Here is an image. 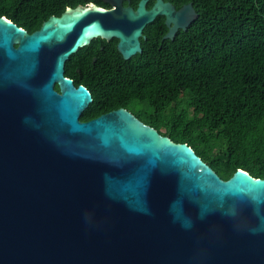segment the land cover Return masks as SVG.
Wrapping results in <instances>:
<instances>
[{
  "label": "water",
  "instance_id": "95a60500",
  "mask_svg": "<svg viewBox=\"0 0 264 264\" xmlns=\"http://www.w3.org/2000/svg\"><path fill=\"white\" fill-rule=\"evenodd\" d=\"M103 1L30 32L0 15V264H264V177L223 179L124 106L80 119L92 94L64 75L72 53L114 37L129 58L156 16L162 39L198 16Z\"/></svg>",
  "mask_w": 264,
  "mask_h": 264
},
{
  "label": "trees",
  "instance_id": "16d2710c",
  "mask_svg": "<svg viewBox=\"0 0 264 264\" xmlns=\"http://www.w3.org/2000/svg\"><path fill=\"white\" fill-rule=\"evenodd\" d=\"M91 1L108 6L103 0H0V15L30 32L49 15ZM166 1L191 2L198 12L172 39H162L167 27L158 15L143 28L141 52L129 58L116 49V38L101 50L96 37L66 60L80 63L86 56L91 66L82 76L76 72L75 83L93 96L80 118L124 106L159 133L188 143L223 179L237 168L263 178L264 0ZM125 2L135 7L138 0Z\"/></svg>",
  "mask_w": 264,
  "mask_h": 264
},
{
  "label": "flooded vegetation",
  "instance_id": "af4514ba",
  "mask_svg": "<svg viewBox=\"0 0 264 264\" xmlns=\"http://www.w3.org/2000/svg\"><path fill=\"white\" fill-rule=\"evenodd\" d=\"M124 5H126V4H128L127 2H125V0L122 2ZM108 4V3H107ZM108 6H110L109 4H108ZM107 6V7H108ZM101 38V37H100ZM109 40L110 39H104V38H101V40H100V45H99V48L102 50L103 49V46H104V44L106 43V42H108L109 43ZM96 55H93L92 56V59H91V62L92 63H94L95 61H96ZM81 61H82V63H83V65H82V63H81ZM81 63V64H80ZM80 63L79 62H76L75 60H71L69 63H67V62H65V66H64V75H66V76H68V77H70V78H72L73 79V82H74V84L75 85H77L76 83H75V78H76V72H78V75H80V76H82L83 75V73H84V71H88L87 69H89L91 66L89 65V63H88V59L86 58V56H83L82 57V60H80ZM80 65V66H78V65ZM79 84V83H78ZM54 87H55V89H58V85L55 83L54 84ZM92 100H93V96H92ZM114 109V108H113ZM131 113H133L137 118H139L137 115H136V112L135 111H133V110H131V109H129V108H127ZM109 110H111V109H109ZM109 110H106V111H102L101 113H104V112H107V111H109ZM83 112V111H82ZM101 113H99V114H101ZM98 114V115H99ZM95 116H97V115H95ZM95 116H93V117H95ZM92 118V117H91ZM81 119V118H80ZM90 119V118H89ZM83 120H87V119H83ZM144 122V121H143ZM146 123V122H145Z\"/></svg>",
  "mask_w": 264,
  "mask_h": 264
}]
</instances>
